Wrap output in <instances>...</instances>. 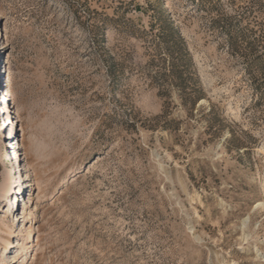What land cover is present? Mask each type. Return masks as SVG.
I'll return each mask as SVG.
<instances>
[{
    "label": "rangeland",
    "instance_id": "rangeland-1",
    "mask_svg": "<svg viewBox=\"0 0 264 264\" xmlns=\"http://www.w3.org/2000/svg\"><path fill=\"white\" fill-rule=\"evenodd\" d=\"M0 264H264V0H0Z\"/></svg>",
    "mask_w": 264,
    "mask_h": 264
},
{
    "label": "bare ground",
    "instance_id": "bare-ground-1",
    "mask_svg": "<svg viewBox=\"0 0 264 264\" xmlns=\"http://www.w3.org/2000/svg\"><path fill=\"white\" fill-rule=\"evenodd\" d=\"M8 77H9V75H8ZM8 84L10 85V80H9V82H8ZM1 91H4V89L2 90L1 89ZM7 91V90H6ZM9 95L10 96V88L8 89V91L5 93V94H3V98H2V100H4V101H6V100H8L7 98H6V95ZM4 108H5V110L7 109V106L5 105L4 106ZM8 110V109H7ZM13 134H12V132H11V134H10V136H12ZM17 147H22L21 145H19V144H17ZM23 155H24V153H22ZM24 160H25V156H24ZM26 166H27V163L25 162L24 163V168L26 169ZM9 190H10V188H9V185L8 184H5L4 185V187H3V191H4V193L5 194H7L8 192H9ZM4 242L7 244V241H6V239H4ZM21 246V243L20 242H17L16 243V245H11V246H13V247H16V246Z\"/></svg>",
    "mask_w": 264,
    "mask_h": 264
}]
</instances>
